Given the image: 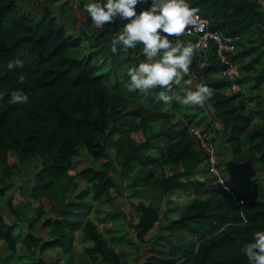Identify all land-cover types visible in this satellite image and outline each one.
Returning a JSON list of instances; mask_svg holds the SVG:
<instances>
[{
	"label": "trees",
	"instance_id": "trees-1",
	"mask_svg": "<svg viewBox=\"0 0 264 264\" xmlns=\"http://www.w3.org/2000/svg\"><path fill=\"white\" fill-rule=\"evenodd\" d=\"M102 1V4L107 2ZM187 2L198 9V14L209 19L211 30H220L225 36L240 38L256 26L264 29V10L254 0ZM150 5L151 0H148L146 7ZM113 32L112 23L107 24L96 41H112ZM80 47V41L67 33L48 8L37 12L23 8L18 0H0V96H3L0 100L1 178L5 181L12 175L8 164L10 152L16 153L22 164L30 163L35 158L40 159L41 169L35 176L36 185L32 191L34 198L48 196L62 181L71 179L70 172L82 148L102 164L100 170L87 168L79 173L97 188L99 194L114 185L110 173L115 169L108 152L109 147L114 145L119 156L124 157L125 169L131 166L134 159L143 157L144 150L154 147L148 141L125 150L121 139L113 143V136L122 128L114 124L119 121L123 106L109 93L104 76L100 74L101 65L92 59L85 61L72 56V51ZM196 52L198 54L193 56L189 73L198 66L200 58H209L212 65L198 74L206 78L218 69L216 51L212 49L207 54ZM238 57L240 54L231 59L236 61ZM14 59L24 62L23 69H8V62ZM20 75L26 77L24 83H20ZM259 82L264 83V76H261ZM211 83L209 85L216 86V89L225 84L222 81ZM13 91L26 94L28 103H9ZM233 98L219 97L214 102L217 119L223 122L226 132L232 123L228 139H238L245 135L247 141L260 152L258 159L264 169V123L253 125L249 130V118L236 115L242 105H232ZM141 114L140 109L137 115ZM163 136L173 139L175 135L166 132L157 135L159 138ZM172 141L167 156H170L174 164H181L184 172L191 173L200 164L193 151V143L183 135ZM179 176L175 173L165 174L160 181L163 193L189 186L183 184ZM257 192L256 184L248 178L235 180L230 192L223 186H212L207 197L196 198L183 207L179 219L170 222L167 227L172 234L187 232L197 237V249L173 245L167 257L154 255L143 264H249L241 248L245 243L253 242L256 231H264V202L259 199ZM76 206L83 204L77 201L66 204L46 224H53L56 229L69 226L73 239L78 226L69 220V216L75 213L69 207ZM159 221L155 208H143L138 223L133 226L137 238L143 241ZM32 224L26 232L24 243L29 250L34 248L31 252L33 255L38 250L43 252L58 248L68 236L63 233L50 241H44L33 235ZM15 228L0 217V240L12 245L14 250ZM83 234L93 244L86 249L93 262L100 259L108 264H132L123 262L110 248L94 222L86 223ZM168 239V243L172 244L171 238ZM176 248L181 250V256ZM39 263L42 264H36Z\"/></svg>",
	"mask_w": 264,
	"mask_h": 264
},
{
	"label": "rangeland",
	"instance_id": "rangeland-1",
	"mask_svg": "<svg viewBox=\"0 0 264 264\" xmlns=\"http://www.w3.org/2000/svg\"><path fill=\"white\" fill-rule=\"evenodd\" d=\"M262 5L264 0H254ZM19 4L27 9L43 12L48 8L57 21L63 25L67 33L78 39L81 47L72 51V56L79 60L92 59L102 66L106 86L123 106L120 119L114 125L121 126L112 138L113 143L121 139L123 148L144 144L151 141L154 147L144 150L143 157L134 159L131 166L124 168V157L119 156L117 148L109 147V155L115 171L110 175L113 178V187L97 194V188L88 180L79 175L87 168L101 169L102 164L82 148L75 159V165L70 172L71 179L62 181L48 196L34 198L32 191L36 185V174L41 169V160L33 159L30 163L22 164L16 153L10 152L8 164L12 175L5 181L1 178L3 168H0V217L8 225L15 226L13 232L16 240L15 250L6 241L0 240L1 264H108L100 259L93 262L86 249L93 244L83 234L88 221L94 222L104 236L110 248L116 252L123 262L143 264L152 256L167 257L169 249L174 246H185L197 249L198 238L187 232L172 234L167 230L170 222L178 220L183 207L191 204L194 199L208 196L212 186H223L228 192L235 180L248 178L257 186V195L264 202V169L259 162L260 152L251 145L245 135L238 139H228L232 123L227 132L222 121L217 119L214 102L219 97L234 96L232 105H242L236 115L249 118L250 128L264 123V83H260L264 76V29L256 26L240 38L236 39L235 50L227 55L229 61L238 68V74L232 78L223 75L226 68L217 60L218 69L206 78L198 74L211 66L208 59H199L198 66L184 79H191L193 90L196 85L204 83L213 90V96L203 106H183L173 99L171 104L161 103L158 98L159 88L148 92L128 91L130 77L128 70L138 67L145 60L143 45L127 52L118 46L116 54L111 52V41L98 43L97 37L103 26L92 23L90 14L84 9L86 3H101L102 0H18ZM146 3L137 6V13L147 9ZM127 20L117 19L112 23L116 38L128 23ZM184 45V38H178ZM175 46L177 38H172ZM188 43V42H187ZM198 54L195 50L194 55ZM240 54L236 61L233 56ZM241 54H244L241 56ZM193 55V56H194ZM257 60V61H256ZM225 65V64H224ZM224 82L216 89L210 86L211 82ZM176 96H183L182 88L174 89ZM125 105V107H124ZM142 110L141 116L137 115ZM126 122L125 124H123ZM123 124V125H122ZM247 130V132L249 131ZM163 132L173 134L174 138L183 135L193 143V151L200 161L198 167L191 173L184 172L181 164H174L167 156V149L171 146L170 137H157ZM206 148L202 146V141ZM211 148L216 159V171H212L210 153ZM179 174L182 186L171 192L163 193L160 181L169 174ZM204 184V186L192 184ZM88 191L87 194L81 195ZM77 201L83 206L72 209L75 213L69 220L75 222L78 229L73 233L69 226L56 229L53 224H46L54 219L58 212L68 203ZM145 207H153L158 211L160 221L145 236L143 241L137 238L134 225L138 223L141 211ZM32 224L31 232L44 241H50L63 233L68 236L58 248H50L43 252L28 249L25 245L26 232ZM171 238L172 244H169ZM174 245V246H173ZM177 253L181 256L178 248ZM178 256V257H179ZM40 264V263H39Z\"/></svg>",
	"mask_w": 264,
	"mask_h": 264
},
{
	"label": "clouds",
	"instance_id": "clouds-1",
	"mask_svg": "<svg viewBox=\"0 0 264 264\" xmlns=\"http://www.w3.org/2000/svg\"><path fill=\"white\" fill-rule=\"evenodd\" d=\"M148 0H107L106 3H86L84 9L90 14L92 23L103 26L115 23L117 19L127 20L121 33L111 41V52L116 54L118 46L124 52L143 45L145 60L138 67L128 70L129 92L139 90L148 92L159 88L158 98L165 104L173 99L183 106L203 107L213 96V90L206 84L191 87L190 65L196 45L179 43V37L185 34L189 25L196 23L198 9L191 7L187 0H151L149 8L137 13V6ZM175 37V46L172 38ZM9 70L23 69L24 62L14 59L8 62ZM24 75L19 76L20 83L25 82ZM180 87L184 95L176 96L174 89ZM3 96H0V100ZM28 96L21 91H13L9 103L27 104ZM249 264H264V231H256L253 242L245 243L241 248Z\"/></svg>",
	"mask_w": 264,
	"mask_h": 264
},
{
	"label": "built area",
	"instance_id": "built-area-1",
	"mask_svg": "<svg viewBox=\"0 0 264 264\" xmlns=\"http://www.w3.org/2000/svg\"><path fill=\"white\" fill-rule=\"evenodd\" d=\"M197 17L198 19L196 23L193 25H189L185 31V34L180 38H184L191 42L193 45H196V51L207 54L212 49H215L217 57L222 63L223 67L226 66L223 75L229 78H232L233 75H237V66L227 58V55L231 54L235 50V42L237 37L234 38L225 36L224 33L220 30H211L209 19L201 16L198 13ZM197 135L202 141V146L206 148V143L201 138L200 134L197 133ZM207 150L210 153V163L212 165V171L218 173L215 168L216 159L213 155V151L210 147L207 148Z\"/></svg>",
	"mask_w": 264,
	"mask_h": 264
}]
</instances>
